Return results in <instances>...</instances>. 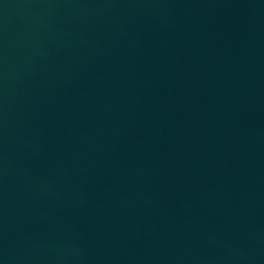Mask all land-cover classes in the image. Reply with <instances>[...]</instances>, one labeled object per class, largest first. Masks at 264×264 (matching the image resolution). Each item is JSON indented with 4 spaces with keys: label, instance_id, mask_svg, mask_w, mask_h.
I'll return each mask as SVG.
<instances>
[{
    "label": "water",
    "instance_id": "95a60500",
    "mask_svg": "<svg viewBox=\"0 0 264 264\" xmlns=\"http://www.w3.org/2000/svg\"><path fill=\"white\" fill-rule=\"evenodd\" d=\"M0 264H264V0H0Z\"/></svg>",
    "mask_w": 264,
    "mask_h": 264
}]
</instances>
